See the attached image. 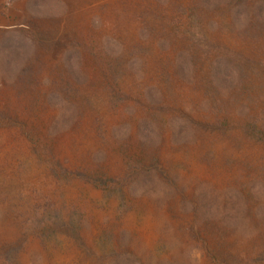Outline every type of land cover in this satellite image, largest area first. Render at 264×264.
Returning a JSON list of instances; mask_svg holds the SVG:
<instances>
[{"label": "rangeland", "instance_id": "374dc122", "mask_svg": "<svg viewBox=\"0 0 264 264\" xmlns=\"http://www.w3.org/2000/svg\"><path fill=\"white\" fill-rule=\"evenodd\" d=\"M216 2L0 0V264H264V0Z\"/></svg>", "mask_w": 264, "mask_h": 264}, {"label": "trees", "instance_id": "16d2710c", "mask_svg": "<svg viewBox=\"0 0 264 264\" xmlns=\"http://www.w3.org/2000/svg\"><path fill=\"white\" fill-rule=\"evenodd\" d=\"M210 0H203L204 4L203 6H208V8H210L215 1H217L216 3L219 4V3H224V5L226 6H230V7H233L235 5V3H240L239 6H244V4L246 2H248V0H227V3H226V0H214L212 2H209ZM216 5V4H215ZM261 9V8H260ZM259 9V10H260ZM200 44V41L198 42Z\"/></svg>", "mask_w": 264, "mask_h": 264}]
</instances>
